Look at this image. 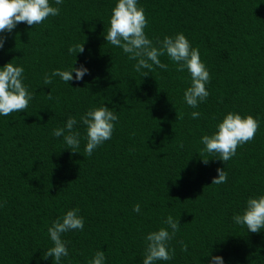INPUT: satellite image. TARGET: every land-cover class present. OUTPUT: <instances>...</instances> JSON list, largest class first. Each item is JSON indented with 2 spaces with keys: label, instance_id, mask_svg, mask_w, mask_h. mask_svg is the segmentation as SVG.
<instances>
[{
  "label": "trees",
  "instance_id": "16d2710c",
  "mask_svg": "<svg viewBox=\"0 0 264 264\" xmlns=\"http://www.w3.org/2000/svg\"><path fill=\"white\" fill-rule=\"evenodd\" d=\"M114 3L64 0L57 16L19 22L5 34L0 66H23L33 99L0 116V264H56L44 258L53 246L47 228L74 207L84 227L61 234L68 256L60 264H89L97 250L105 264H142L144 235L166 227L168 215L180 224L169 241L174 255L157 264H207L209 251L224 264H264V230L250 233L231 220L246 198L264 194V0H139L154 44L182 32L198 48L210 80L209 96L195 109L183 101L187 70L177 72L164 55L167 69L154 65L141 76L134 60L105 42ZM77 44L83 52L69 55ZM73 63L89 69L80 81L73 73L69 84L53 77L43 85L45 73ZM103 104L118 121L91 156L83 139L74 153L51 135L73 116L83 136L80 115ZM229 111L260 123L223 162L202 153L199 138ZM218 168L227 179L211 184ZM137 203L139 213L132 211Z\"/></svg>",
  "mask_w": 264,
  "mask_h": 264
},
{
  "label": "clouds",
  "instance_id": "9594fccd",
  "mask_svg": "<svg viewBox=\"0 0 264 264\" xmlns=\"http://www.w3.org/2000/svg\"><path fill=\"white\" fill-rule=\"evenodd\" d=\"M64 0H0V48H3L5 34L10 33L19 22L28 26L38 25L49 16H57L60 12V5ZM55 5V6H53ZM147 20L145 10L139 5V0H115L110 10L108 28L104 34L105 42L118 47L122 53L127 54L130 60H134L133 70L146 76L151 72L153 66L167 69L159 57L166 55L175 64L177 72L187 70L190 83L183 91V101L190 108L195 109L198 104L203 103L209 96L206 88L210 76L209 71L200 59L198 48L191 45L190 41L182 32L174 35H164L154 44L145 34ZM82 44L70 45L67 49L69 55L83 52ZM73 64L66 69H53L51 73H45L42 77L44 86L52 83L53 77L69 84L73 80L80 81L87 75L89 69L81 64L74 67ZM147 70V71H144ZM23 66L7 62L0 66V116H8L12 112H19L27 108L33 99V92L24 83ZM48 99H52L49 93ZM200 113L192 111L191 118H198ZM118 121L116 113L104 104L98 107L87 109L79 117V123L84 126L83 136L76 129L77 119L68 116L62 127L52 129L51 135L54 138H62L64 148L71 152H78L81 139L85 141L83 147L84 155L91 156L95 149L105 141L110 140ZM259 117L244 115L236 112H227L222 119L216 123L215 131L204 134L199 138L203 146L202 153L213 155L223 162H227L236 155L239 145L251 141L257 131ZM207 164L208 159H202ZM217 175L211 184H222L227 179L224 169H217ZM0 203V207H2ZM133 212H140L139 203L132 207ZM234 224L243 226L250 233H257L264 230V194L246 198L244 207L240 212L232 215ZM162 223L166 227H160L149 231L143 237L145 242L142 264H157L158 261H169L174 255L169 241L179 231L178 219L171 215L166 216ZM84 217L79 214V208L68 209L61 217L52 221L47 228L48 237L52 247L45 251L44 258L52 257L56 264H60L62 257L68 256L66 247L67 241L61 238V234L82 230ZM181 251H186L187 246L180 241ZM207 264H224L220 255H212L209 251L205 256ZM89 264H105L104 252L97 250Z\"/></svg>",
  "mask_w": 264,
  "mask_h": 264
}]
</instances>
